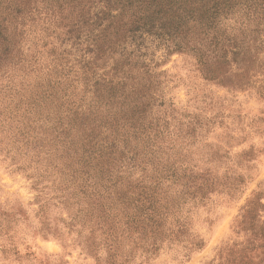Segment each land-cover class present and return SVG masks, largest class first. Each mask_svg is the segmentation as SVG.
<instances>
[{
  "label": "rangeland",
  "instance_id": "obj_1",
  "mask_svg": "<svg viewBox=\"0 0 264 264\" xmlns=\"http://www.w3.org/2000/svg\"><path fill=\"white\" fill-rule=\"evenodd\" d=\"M247 5L218 38L128 42L61 109L49 80L63 96L75 72H45L51 52L66 69L86 45L25 25L26 61L0 70V264H264V5Z\"/></svg>",
  "mask_w": 264,
  "mask_h": 264
},
{
  "label": "trees",
  "instance_id": "obj_2",
  "mask_svg": "<svg viewBox=\"0 0 264 264\" xmlns=\"http://www.w3.org/2000/svg\"><path fill=\"white\" fill-rule=\"evenodd\" d=\"M242 4L263 12L264 0H0V70L7 68L6 65L17 67L26 61L27 53L23 49L25 25L34 23L37 18L36 22L43 21L45 34L51 29H61L65 33L62 44L83 40L82 45H86L85 52L89 56L65 69L62 56L54 55L55 50H52L54 67L45 71L54 73L57 70L55 74L67 82L75 72V78L67 83V89L62 90L63 96L55 93L60 81L49 80L50 89L43 97L61 102L60 109L70 107L74 103L69 102L73 93L68 95L67 92L73 83L82 85L84 94H89V84L95 83L99 89L105 87L96 78L101 62L105 64L116 56H121L115 59L118 63L129 62L131 56L124 55L128 42L136 43L145 35L169 36L173 42L179 39L178 45L192 35L218 38L222 36L219 33L224 23ZM96 6H101V10L94 20L90 14ZM86 27L88 32H84ZM213 41L215 45H221L218 39L213 38ZM29 56L32 59L27 62H34L35 55ZM66 97L67 101L64 100Z\"/></svg>",
  "mask_w": 264,
  "mask_h": 264
},
{
  "label": "clouds",
  "instance_id": "obj_3",
  "mask_svg": "<svg viewBox=\"0 0 264 264\" xmlns=\"http://www.w3.org/2000/svg\"><path fill=\"white\" fill-rule=\"evenodd\" d=\"M261 149H262V151H264V145H261Z\"/></svg>",
  "mask_w": 264,
  "mask_h": 264
}]
</instances>
